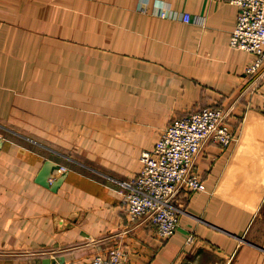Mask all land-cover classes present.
<instances>
[{"label":"crops","instance_id":"obj_1","mask_svg":"<svg viewBox=\"0 0 264 264\" xmlns=\"http://www.w3.org/2000/svg\"><path fill=\"white\" fill-rule=\"evenodd\" d=\"M237 13L226 0H0V264H89L113 247L129 264H264V78L244 92ZM206 107L229 110L235 139L205 142L193 171L206 190L178 191L164 240L129 218L124 185L173 118Z\"/></svg>","mask_w":264,"mask_h":264},{"label":"built area","instance_id":"obj_2","mask_svg":"<svg viewBox=\"0 0 264 264\" xmlns=\"http://www.w3.org/2000/svg\"><path fill=\"white\" fill-rule=\"evenodd\" d=\"M238 9L236 23L231 32L229 46L250 53L253 58L246 66L249 78L247 92H258L264 78V0H226ZM161 16L168 13L161 11ZM190 16L181 20L190 22ZM229 110L206 107L173 118L161 131L150 151L140 155L141 169L124 185V209L132 221L146 217L161 239H169L177 232L181 210L173 204L178 191L203 192L206 187L201 177L193 171L194 161L205 142L228 147L235 139ZM64 170V169H63ZM191 232L185 245L195 242ZM55 264H69L56 261ZM89 264H129L119 247L105 254L95 255Z\"/></svg>","mask_w":264,"mask_h":264},{"label":"water","instance_id":"obj_3","mask_svg":"<svg viewBox=\"0 0 264 264\" xmlns=\"http://www.w3.org/2000/svg\"><path fill=\"white\" fill-rule=\"evenodd\" d=\"M0 142H1V140H0ZM52 168H53V164L51 162L47 161L40 171L38 180H39V183L45 187H49L47 185V181H48L49 177L52 176V173H51ZM51 189L54 190L55 189L54 186L51 187Z\"/></svg>","mask_w":264,"mask_h":264},{"label":"trees","instance_id":"obj_4","mask_svg":"<svg viewBox=\"0 0 264 264\" xmlns=\"http://www.w3.org/2000/svg\"><path fill=\"white\" fill-rule=\"evenodd\" d=\"M212 108H221V107H212ZM233 131V130H232ZM233 133H234V131H233ZM235 135V134H234ZM219 146V145H218ZM220 147V146H219ZM221 148H223V147H221ZM202 179V178H201ZM203 180V179H202Z\"/></svg>","mask_w":264,"mask_h":264},{"label":"rangeland","instance_id":"obj_5","mask_svg":"<svg viewBox=\"0 0 264 264\" xmlns=\"http://www.w3.org/2000/svg\"><path fill=\"white\" fill-rule=\"evenodd\" d=\"M248 90H249V89H244V92H245V91H248Z\"/></svg>","mask_w":264,"mask_h":264}]
</instances>
